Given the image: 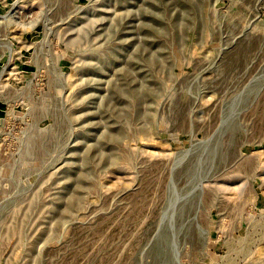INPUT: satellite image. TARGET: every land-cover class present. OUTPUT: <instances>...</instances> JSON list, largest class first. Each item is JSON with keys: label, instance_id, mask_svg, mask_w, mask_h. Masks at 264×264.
Wrapping results in <instances>:
<instances>
[{"label": "rangeland", "instance_id": "obj_1", "mask_svg": "<svg viewBox=\"0 0 264 264\" xmlns=\"http://www.w3.org/2000/svg\"><path fill=\"white\" fill-rule=\"evenodd\" d=\"M0 264H264V0H0Z\"/></svg>", "mask_w": 264, "mask_h": 264}]
</instances>
